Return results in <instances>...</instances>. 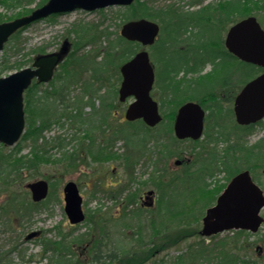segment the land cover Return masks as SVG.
I'll return each mask as SVG.
<instances>
[{"label":"rangeland","instance_id":"rangeland-1","mask_svg":"<svg viewBox=\"0 0 264 264\" xmlns=\"http://www.w3.org/2000/svg\"><path fill=\"white\" fill-rule=\"evenodd\" d=\"M189 1L190 0H148L147 5H149V7H151L156 13L161 6H165L168 3L173 4L176 9L180 6H185V8H187V2ZM209 1L210 0H201L195 6L191 5L192 7H190V9L198 10L200 7L204 8ZM38 2V0H34L32 3L25 2L24 6L20 7L18 5L12 6L10 3L4 4L2 0H0V18L3 19L2 21L14 19L19 16L17 15L18 12L27 8L32 10L37 7L36 5ZM125 7L127 6L113 5L104 7L102 10L92 11L77 9L70 12L60 13L58 16H50L49 18L39 19V21L33 22L28 25L27 28L21 30L16 39L9 40L8 43L5 44L4 49L0 51V76L8 75L10 72L17 70L14 68L11 70H5L3 65L6 62V59L9 60V63L26 60L30 56H35V54L32 55V53L29 52H33V50L42 46H44V52L58 50L64 40L69 41L73 45V43H75L74 40L77 38V34H74L73 30L82 34V32H84L83 29L87 30V28L92 27L97 23L99 24V29L105 28L111 32L110 38L114 39L116 33L120 34V29L123 24L121 22V16L127 9ZM253 14L257 16L261 23L259 15H264L263 11L254 12ZM135 18L139 17L135 16L130 19ZM154 21L159 22L161 31L156 45H154V47L147 46L146 50L149 51L150 60L154 65V71L156 73V84L153 87L152 94L156 101L160 103V111L164 115L162 122L156 127H149L150 129H148L147 126L144 127V125L138 122L125 123L126 121L123 114L132 98H127L126 101L122 102L119 101L117 94L114 96L115 100L112 101L111 108L108 109L107 121H102L100 116H98L97 118L99 119L95 120L97 123L99 120L100 128L97 130L95 129L92 133L90 131H85V129L88 128L87 125L84 127L79 123L72 124L70 120L65 118L61 119V124H54L51 130L44 131V138L47 140L45 147L49 150L47 155L51 156V158L49 157L48 160L39 163L33 172L30 171L33 177H30V174L27 171H24V175L22 176L24 179H18L11 182V185L7 187V191H2L0 188V207H3L4 200L10 196H16L19 201H27V203L32 202L29 191L25 189L26 182L34 181L39 178L50 182L49 196L46 200L36 206L35 210H32V216L29 219H23L19 214H17L11 221L4 218L0 219V247L2 246L6 250L16 241H18L19 244L21 243L18 247L20 251L19 254H10V261L14 264L48 263L51 256L50 245L53 240L59 241L60 239L61 242L65 244L66 249L64 250V253L71 248L75 264H86L87 262H90V251L92 250V246L88 245V243L91 242V240L99 239L103 234L109 235V244L111 247V237L113 241L120 238L124 241L131 242L129 238L121 237L133 233L131 227H123V229L119 230L118 228L112 227L114 226L113 222L111 224L109 222V218L116 217L122 212L120 209L124 201L120 199H123L126 194H135V200H137L136 205L141 207L146 206L152 212L153 216H156L158 212H160L158 206L161 200L160 190L157 185L160 183L163 185L166 182H170V180H173L175 177H181L183 175L184 181H182V183L178 184V181L176 180L173 185H170V187L173 186L174 190H172V188L170 189V199L167 206H179L183 200L184 202L186 200L187 203H190V187H186V185L191 184L194 176L187 172L184 173V171H194L197 166H199L198 163H196L198 157L197 152L203 154L204 159H206L205 162L209 160V154L206 153V151L214 150V153L217 154L218 157H222L223 159L224 156V161L231 164V166L236 167L238 165L241 169L249 168L252 171L253 179L257 181L258 184H261L264 189V173L262 171L264 166H261L260 168L252 167L254 164L250 163L251 153H247V150L244 147L258 142L257 140L264 136V120L257 123L255 126L246 127V129H233V125H235L236 122L234 121L233 110H231L233 101L232 96H234V93L239 90V86L241 85L238 81L235 82V78L231 76L235 71V68H233L231 73L229 72L231 83H226V85L223 86L217 85L213 89L215 95L209 99L204 98V105L207 108L208 114L210 111L208 106L211 107L212 104L216 102L214 101L215 99L220 103V107L222 108L220 111V118L219 116L216 118V111V113H214L216 116L212 113V116L215 117H210V119L207 120L206 116L205 122L207 127L205 125L203 137L195 141H180L179 150H176L177 153L175 152L170 156L169 153L160 152L162 147L157 144L154 137L155 135H165L164 132L167 130L169 131V127H166V123L168 122L172 124L174 118L170 120L166 117L168 111H170V106L161 103L166 97L162 92L161 87L157 85V82H162V78L166 75L171 63H179L185 55L184 52H174L173 48H191L190 53L194 55V59L197 52L195 45L197 44L194 43L193 46H190L193 39L199 41L200 38L203 39L204 37V41H206L207 39L210 40L211 38H217L218 36L217 28L214 24H207L205 23L206 21H202L199 23V26L197 24L194 25L196 32L192 38L186 39V41L182 42L183 44L178 42V44H173V47H171V43L174 40L173 36H175V33L178 32V30L184 28V23L177 24L175 22L172 24L167 19L168 23L164 24L163 22L161 23L158 18ZM261 24L264 26V23ZM230 26L231 24L228 23L224 27L225 29H223L222 43L225 38V33ZM19 48L20 50L18 51ZM140 48L142 47L139 44L137 45L136 50H139ZM87 49H90V47L88 46ZM90 52L94 55L93 47H91ZM25 53H29V56L26 58L24 56ZM206 54L200 53V59L196 60V63H198L202 57H207L210 53ZM120 66L117 67L119 74L116 75L119 76V78L111 77L109 80L111 82L109 83V81H107L108 85L105 87V94L108 93V91H112L113 84L116 83V90L120 85ZM204 68L206 70L201 73L209 72L211 70V67L210 65L208 66V64ZM109 70H111L112 73L115 72L116 65L112 64ZM197 75L198 74H191L188 76L191 77ZM180 76L181 73L179 74V77ZM49 87H52V85L41 84V86H38L41 91L38 92H42L44 89H50ZM102 91L103 90H100V93H102ZM108 94H111V92ZM106 97L107 99H105V103H110V97L108 95H106ZM85 99H87V97ZM185 99L186 98H183V101H185ZM90 103L93 105H90ZM90 103L87 104L83 101V104L85 105L83 108L85 116L89 115L88 112L93 111L94 106L96 110H100L104 101L99 95H95L91 98ZM215 107L216 106L213 105V110L216 109ZM30 121L32 122V120ZM28 126L29 124L27 125L26 119V130ZM118 128H121L119 130L121 134L126 136L131 135L134 139L140 138V135H145L147 137L151 135V137H149L150 139L147 140L146 147L140 152V155H142L139 163L134 167H131L132 169L131 172L129 171L130 173L124 166L126 161L122 155L128 150V148H133L136 151L139 150L137 147H132L131 144L124 145V140L121 137H118L119 132L114 134ZM235 128L241 127L235 125ZM55 138L63 139V147L57 145V139ZM215 139H217V141H215ZM161 140H163V138ZM163 141L166 142L165 138ZM98 143L100 144V148H103L108 144L111 155H108L107 150L105 149H103V152L98 151ZM21 144L22 148L18 151L20 152L19 155L28 153L31 147L29 141L25 140ZM228 145H230L231 148L226 152ZM17 147V144L7 146L1 142L0 152L9 153V150L14 148L16 150ZM66 153H75V156L77 157L75 162H71L67 159L65 160L64 156ZM176 159H188V162H185L184 165H177L175 163ZM214 162L217 167L213 176L206 175L204 179L209 189L214 188L213 185L217 180H219L220 183H225L228 174V172H224L218 168L221 165L220 159L217 158ZM69 180L77 183L83 198L84 213H86L85 220L76 226L71 225L68 222L67 215L64 212L65 203L62 188ZM121 190H123V193L120 196L121 198H117V195L120 194ZM150 190H154L153 197L148 199L143 197L142 200V196ZM222 190L219 193H221ZM217 197L211 202V205L215 203ZM146 202L151 203L147 205L145 204ZM151 204L153 205L151 206ZM191 206L192 205H190V207ZM194 208H196V210L193 211V216L191 215L190 219H198L197 223H193L187 228H185V226H169L166 227L168 230H165L168 232H163L162 234L157 235L158 237L155 236L154 239L150 238L144 240L145 242H149V240L155 242V247L152 248L155 254L151 260L145 264H154V262L160 260H163L162 264H171L168 262L178 254L185 253V249L188 245L194 246L195 244L201 243L203 245L212 246L214 242L219 241V238L232 234L231 230L229 232H222L219 233V235H216L217 237L214 239L199 235L202 226V217L207 208L203 209L199 205H195ZM201 209H203V211ZM261 214L264 216V208L261 210ZM102 216H105V218L108 219L106 222L108 223L107 227H105L103 223H100ZM169 220V224L174 225L173 220ZM195 229L198 231V234L194 235L193 232ZM32 230H41V234L34 239L28 240L26 243L24 236L27 232ZM180 230H182L181 235L179 232ZM80 232H89L90 235L86 236L87 238L83 241V244L77 246L78 244H73L70 240L80 234ZM243 236L244 237L240 236V244L243 240L247 241L244 243L252 244L250 250L245 251L243 249L239 251L243 256L242 260L245 261V264H264V249L260 252V250L255 248L258 244L263 245L264 247V222L258 232H248V234L245 233ZM45 248L47 249L45 250ZM125 255L128 256L129 254L121 253L120 257L122 258ZM105 264L110 263L106 262Z\"/></svg>","mask_w":264,"mask_h":264},{"label":"trees","instance_id":"trees-1","mask_svg":"<svg viewBox=\"0 0 264 264\" xmlns=\"http://www.w3.org/2000/svg\"><path fill=\"white\" fill-rule=\"evenodd\" d=\"M38 1L36 6L45 3L47 0ZM200 1L201 0H190L187 2V8H185V6H180L179 8L177 7V9L173 4L168 3L165 6H161L155 13V11L147 5L148 0H134L131 5L125 7L127 9L121 16L122 23L135 16L146 17L152 20L158 18V20L164 24L168 23L167 19L172 24L175 22L177 24L184 23V28L178 30L175 36H173L174 40L171 43V47H173V44H178V42L181 44L186 41V39L192 38L196 32L194 25L197 24L199 26V23L202 21H206L205 23L207 24L212 23L217 28V38L204 41L205 38L203 37V39L200 38L199 41H195L194 39L191 41L190 46H193L194 43L197 44L195 45L197 52L194 59V55L190 53L191 48H173L174 52H184L185 55L179 63H171L166 75L162 78V82H157V85L161 87L166 97L161 103L170 106V111H168L166 116L170 120L174 118L176 109L183 102V98H186L185 100L194 99L204 104V98L209 99L215 95L213 89L217 85L223 86L226 85V83H231L228 77L230 75L229 72L231 73L233 68L237 67L233 74L238 75L235 80L240 81L238 83L241 84L253 78L260 70L257 66H253L244 61L242 62L238 60L237 57L233 56V54H230L226 47L223 46L222 32L228 23L231 24L242 17L252 15L254 12L263 11L264 13V0H210L204 8L200 7L198 10L190 9V7L197 5ZM2 2L4 4L10 3L12 6L18 5L23 7L25 2L32 3L34 0H2ZM29 11L30 9L27 8L18 12L17 15L28 14ZM259 16L261 18V23H264V15ZM2 20L3 19L0 18V21ZM87 30L83 29L84 32H82V34L73 30L74 34H77L79 37L76 35L77 38L74 40L75 43L72 45V50L55 71L54 77L48 84L52 85V87H49L50 89H44L42 92H38L41 90L37 87V83L33 81L30 88L26 90L24 95V109L26 110L27 125L29 124V126L22 134L20 139L21 142L19 140L20 143H17L18 147L16 150L14 148L9 150V153L0 152V188L2 191H7V187H9L11 185L10 183L14 182V180L24 179L22 177L24 171H27L30 177H33L31 172L35 170V167L39 163L48 160L49 157L51 158V156L47 155L49 150L45 147L47 140L44 138V131L51 130L54 124H61V119L65 118L70 120L72 124L79 123L84 127L87 125L88 128L85 129V131H90L91 133L95 129L97 130L100 128L99 120L98 123L96 121L99 119L97 118L98 116H100L102 121H107L108 109L111 108L112 101L115 100L114 96L117 95L116 83L112 85V91H108V93L111 92V94H105V87L108 85L107 81H109L111 77L119 78V76H116L119 74L117 67L136 53V47L139 43L127 40L119 33H116V37L111 39V32L105 28L99 29V24L97 23L87 28ZM20 31L21 30H18L10 40L16 39ZM88 46L90 49L93 47L94 55L91 54L90 49H87ZM19 50L20 48L18 51ZM43 52L44 46L29 53H32V55L35 54L36 56ZM29 53L24 54L25 58L29 56ZM200 53L210 54L207 57H202L201 60L196 63V60L200 59ZM32 60V56L26 60H19L13 63H9V60L6 59L3 67L5 70H11L12 68L19 69L24 67V65H29ZM112 64L116 65V71L113 73L109 70ZM207 64L210 65L212 69L209 72L201 73L205 70L204 67H206ZM180 73L181 76L179 77ZM191 74L198 75L189 77L188 75ZM110 82L111 81H109V83ZM100 90H103L102 93H100ZM95 95H99L104 101V104H102L100 110H96L94 106L93 111L88 112L89 115L85 116L83 112V108L85 107L83 101L88 104ZM106 95L110 97V103H105V99H107ZM86 97L87 99H85ZM214 101L216 102H214L211 107L207 105L210 109L209 114H207V120L216 115V118L218 116L220 118V111L222 108L216 99ZM90 105L93 104L90 103ZM213 105L216 106L214 110L212 108ZM215 111L217 112L216 115L214 114L216 113ZM212 113L215 116H212ZM30 120H32V122ZM135 122L144 125L141 120L134 121L133 123ZM145 126L146 125H144V127ZM166 127H169V131H165V135H155L154 140L162 147V150L160 149L161 153H169L171 156L176 150H179V142L182 140L177 139L172 133V124L167 122ZM147 128L150 129L149 127ZM120 129L121 128H118L114 134L118 133ZM118 135V137L124 140L125 146L131 144L132 147H137L139 150L136 151L133 148H128L122 155L126 161L124 164L125 168H127L128 172H131V167L139 163L142 155H140V152L146 147L147 140L150 139L149 137H151V135L149 137L140 135V138L137 139H134L131 135L126 136L121 134L120 132ZM162 138L163 140L165 138L166 142L161 140ZM25 140L29 141L31 145L30 150L28 153L19 155L20 152L18 151L22 148L21 143ZM62 140L63 139L60 138L57 139V145L60 147H63ZM215 141H217V139H215ZM257 141L258 142L250 146H244L247 153H251L250 163L254 164L252 166L254 168L264 166V136ZM99 146L100 144L98 143L97 148ZM230 148L231 146L228 145L226 152H228ZM103 149L107 150L108 155H111L108 144L103 148L99 147L98 151L103 152ZM206 153L209 154V160L207 162H205L206 159H204L203 154L197 152L198 157L196 163H198L199 166H197L194 171H184V173L187 172L194 176L191 184L186 185V187H190L189 190L191 193L190 196L188 195L191 200L190 203L188 202L189 204L186 200L185 202L183 200L179 206L174 205V208L167 206L170 199V189L172 188V190H174L173 186L170 187V185H173L176 180L178 184L182 183V181H184L183 175L181 177H175L173 180L163 185H161L162 183L157 185L160 190L161 200L158 206L160 212H158L156 216H153L152 212L146 206L141 207L136 205L137 200H135V194H126L123 199H120L124 201L120 209L122 211L121 214L109 218V222L110 224L113 222L114 226L112 227L118 228L119 230L123 229V227H131L133 233L121 236L122 238H129L131 242L124 241L120 238L113 241L111 237V247L109 244V235L103 234L99 239L91 240V242L88 243V245L92 246V250L90 251V262L86 264H105L106 262L110 264L116 262L123 264L148 263L155 254L152 249L155 247V242H151L150 240L149 242H145L144 240L150 238L154 239L155 236L158 237L157 235L168 232L165 230H168L166 227L169 226L175 227L176 225L178 227L185 226V228H187L193 223H197L198 219H190V216H193V211L196 210L194 206L199 205L204 209L211 205V202L215 200L217 194L226 186L227 181L241 169L238 165L234 167L224 161V156L223 159L222 157H218L217 154L214 153V150H207ZM217 158L221 161V165L218 168L224 172H228L226 182L220 183L219 180H217L213 185L214 188L209 189L204 179L206 175L213 176L217 167L214 160ZM64 159L75 162L77 157L75 153H66ZM122 193L123 190L120 191L117 198H119ZM40 203H27V201H19L16 196H10L5 199L3 207H1L4 212H0V218L11 221V219H8L6 216L7 212H10L13 216L17 214L20 216L30 215L31 213L28 212L35 210L36 206ZM190 205L192 206L190 207ZM203 209L201 210L203 211ZM169 219L173 220L174 225L169 224ZM107 221L108 219L102 216L100 223H103L104 226L107 227ZM179 232L181 235L182 230ZM231 232L232 234L219 238V241L214 242L212 246L203 245L201 243L195 244L194 246L188 245L185 249V253L178 254L168 263L245 264V261L242 260L243 256L239 251L243 249L245 251L250 250L252 244L244 243L247 242L246 240H243L240 244L239 239L240 236L244 237L243 234H248V232L243 229L231 230ZM193 234H198V231L195 229ZM89 235V232H80V234L73 237L70 242L78 244L77 246H79L83 244V241L87 238L86 236ZM216 237V235L210 236L212 239ZM50 247L51 256L49 262L46 264H75L74 256H72L73 251L70 248V250L64 253L66 246L60 239L59 241H51ZM46 249L47 248H45V250ZM121 253H127L129 255H125L121 258ZM8 262L11 261L6 259L2 262V260H0L2 264H7ZM162 262L163 260H160L154 262V264H162Z\"/></svg>","mask_w":264,"mask_h":264},{"label":"water","instance_id":"water-1","mask_svg":"<svg viewBox=\"0 0 264 264\" xmlns=\"http://www.w3.org/2000/svg\"><path fill=\"white\" fill-rule=\"evenodd\" d=\"M134 0H47L34 8L28 15L0 22V51L11 35L19 28L28 26L39 19L52 14L74 10H97L107 6H128ZM159 24L149 18H135L124 22L120 34L130 41H138L147 47L156 42L160 32ZM224 45L228 51L241 61L255 64L263 71L244 84L235 96V120L242 125L256 123L264 118V28L255 15H250L231 24L225 34ZM67 41L59 51L43 53L35 57L30 66L0 76V143L12 146L18 142L25 126L23 94L32 81L48 82L54 69L68 54ZM122 80L118 88L119 100L133 97L124 112L126 120L144 121L148 126L157 125L162 119L159 105L151 95L155 71L149 57V51L141 49L120 66ZM206 111L196 101L183 103L173 121V130L177 138L198 139L203 135ZM264 172V169H263ZM219 193L214 204L207 207L200 234L208 237L229 230H247L256 233L264 221L260 214L264 207V192L253 180L249 169L234 175ZM33 201H39L48 195L49 182L38 179L29 182ZM64 212L70 223H80L85 218L82 209V196L75 181L69 180L63 188ZM148 191V194H152ZM34 235L35 233H31ZM29 234L28 236H31ZM120 264V263H116Z\"/></svg>","mask_w":264,"mask_h":264},{"label":"flooded vegetation","instance_id":"flooded-vegetation-1","mask_svg":"<svg viewBox=\"0 0 264 264\" xmlns=\"http://www.w3.org/2000/svg\"><path fill=\"white\" fill-rule=\"evenodd\" d=\"M65 41H67V40H65ZM69 44H72V43H70L69 41H67ZM223 46H224V40H223ZM234 56V55H233ZM209 66V65H208ZM254 66V65H253ZM255 66H257V65H255ZM260 70H259V72L258 73H256L255 74V76H257L258 74H260L262 71H263V69L260 67V66H257ZM237 67H235V69H236ZM212 69V68H211ZM206 70V69H205ZM231 76L233 77V78H237L238 77V75L237 74H231ZM255 76L253 77V78H255ZM229 78V77H228ZM228 80V79H227ZM238 80H235V82H237ZM238 82H240V81H238ZM246 82H244L243 84H241L239 87V90L236 92V93H234V96H232V108H231V110H233V107H234V101H235V96L240 92V90L242 89V87L244 86V84H245ZM41 84H44V83H37L36 85H37V87L38 86H41ZM153 91V90H152ZM154 97V96H153ZM183 103V102H182ZM181 103V104H182ZM199 103V102H198ZM203 108L204 107H206L204 104L202 105L201 103H199ZM181 106V105H180ZM160 107V106H159ZM205 109V108H204ZM206 111H207V109H205ZM161 112V111H160ZM208 112V111H207ZM163 114V113H162ZM233 115H234V121L236 122L235 123V125L236 126H238V127H241V128H235V125H233V129H238V130H242V129H246V127H249V126H255V125H257V123H259V122H261V121H263V120H261V121H257L256 123H250V124H246V125H242V124H239L236 120H235V114H234V110H233ZM204 122V129H203V135H204V130H205V125H206V122H205V120L203 121ZM161 123V122H160ZM206 127H207V125H206ZM232 129V130H233ZM203 136H201L200 138H202ZM184 140H191V141H195V140H193V139H191V138H184ZM185 162H188V159H184V160H181V159H176L175 160V163L177 164V165H184V163ZM264 168V167H263ZM249 171H250V174H252L251 172V170L249 169ZM262 171H263V169H262ZM264 173V172H263ZM252 177H253V174H252ZM255 181V180H254ZM257 184H258V182L257 181H255ZM76 183V182H75ZM27 182H26V185H25V189L27 190V191H29V194H30V198H31V201L32 202H34V203H40V202H42V201H33V199H32V194H31V191H30V189L27 187ZM77 184V183H76ZM78 186V185H77ZM260 186H261V184H260ZM262 187V186H261ZM63 188H64V186H63ZM63 188H62V192H63ZM263 191H264V189H263ZM152 194H148V192H146V194L144 195V196H142V200H143V197L144 198H150V197H153V195H154V190H152ZM63 195H64V192H63ZM4 202H5V200H4ZM151 202H146L145 204H147V205H149ZM153 204H151V206H152ZM3 206V205H2ZM0 212H4V211H2V208L0 207ZM28 213H31L30 215H25V216H22V218L23 219H29L31 216H32V211H30V212H28ZM6 216L8 217V219H14L15 217H16V215L15 216H13L10 212H7V214H6ZM14 217V218H13ZM1 219V218H0ZM71 224V223H70ZM71 225H74V226H76V225H78V224H71ZM31 233H35L34 235H32ZM29 234H31V236H28ZM41 234V230H37V231H34V230H32V231H29V232H27V234H25V241H26V243H27V241L28 240H30V239H34V238H36L37 236H39ZM21 244V243H20ZM19 243H18V241H16L13 245H11L8 249H4L2 246L0 247V260H2V262L3 261H5L6 259L7 260H11L10 259V254H12V253H17V255L19 254V245H20ZM255 248H257L258 250H260V252H262V250L264 249V247H263V245H260V244H258V245H256L255 246ZM16 255V256H17ZM0 264H2V263H0ZM7 264H14L12 261L11 262H8Z\"/></svg>","mask_w":264,"mask_h":264}]
</instances>
